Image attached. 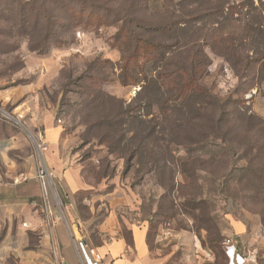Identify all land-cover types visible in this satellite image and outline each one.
I'll use <instances>...</instances> for the list:
<instances>
[{
	"label": "rangeland",
	"instance_id": "obj_1",
	"mask_svg": "<svg viewBox=\"0 0 264 264\" xmlns=\"http://www.w3.org/2000/svg\"><path fill=\"white\" fill-rule=\"evenodd\" d=\"M129 1L135 0H0V89L34 79L25 73L29 56L63 55L65 64L61 61L40 90L41 103L55 110L90 185L102 187L80 194L78 248L89 239L102 243L100 225L113 210L122 231L128 225L146 231L152 256L161 264H230L225 242L235 222L246 225L251 237H264V60L258 54L264 53V0H227L222 15L204 27L221 24L239 66L235 74L220 55L224 45L214 52L206 39L211 62L200 83L224 103V114L200 100L165 102V108L160 101L149 108L135 99L147 86L139 70L155 49L141 44L128 60L133 48L122 45L129 37L126 25L140 19L130 12ZM214 1L206 11L218 5ZM169 5L150 0L161 20ZM182 7L177 10L195 12L198 6L187 0ZM204 24L187 29L194 32ZM129 28L161 42L170 39L139 30L134 22ZM84 30L88 38L81 41L78 32ZM199 90L194 99L207 96L210 102ZM125 110L128 117L110 127L108 121ZM54 193L62 208L55 185ZM109 194L112 199H105Z\"/></svg>",
	"mask_w": 264,
	"mask_h": 264
},
{
	"label": "crops",
	"instance_id": "obj_2",
	"mask_svg": "<svg viewBox=\"0 0 264 264\" xmlns=\"http://www.w3.org/2000/svg\"><path fill=\"white\" fill-rule=\"evenodd\" d=\"M59 54L29 56L25 73L34 79L0 89V264H95L90 255L86 262L74 228L82 220L80 194L102 187L90 185L55 110L40 99V90L61 68ZM43 164L53 173L62 208L38 179ZM84 203L95 213L90 199ZM90 220L83 222L89 226ZM99 235L103 241L97 246L91 239L82 243L87 254L90 248L98 251L101 264H161L152 256L146 231L134 225L122 231L113 210L100 225ZM251 236L246 225L235 222L229 239L240 256L250 257L246 264H264V237Z\"/></svg>",
	"mask_w": 264,
	"mask_h": 264
},
{
	"label": "trees",
	"instance_id": "obj_3",
	"mask_svg": "<svg viewBox=\"0 0 264 264\" xmlns=\"http://www.w3.org/2000/svg\"><path fill=\"white\" fill-rule=\"evenodd\" d=\"M137 1L138 2H136V0L133 2L129 1V6L132 15L138 14L140 19L131 18L132 21L130 20L126 25L127 30H125V32L129 37H124L122 45L128 51L133 48V51L128 54L129 57L127 56L130 61L133 57L137 56V48L141 47V44H144L145 47H153L155 53H152L150 56L147 64L148 66L139 70L140 74L144 73L143 78L146 80L147 86L144 93L140 96L139 93L142 91L141 90L135 96V99L140 98V103H145L149 108L154 107V104H158L160 101L164 103L162 108H165L166 103L187 102L196 104V101L200 100L201 102L204 101L208 106L217 108L222 113L225 108L224 103H222L209 89L204 87L200 83V80L211 62L210 57L203 47L206 39L211 40V47L213 48L214 46L212 49L214 52L217 50V47L219 48L220 45H224L223 49L226 51L222 49L223 51H220V55L227 60L228 64L230 63L229 65L232 66L231 68L234 73L235 68L239 67L233 56L234 54H232V51H234L233 47L229 45L225 34L221 32V24L216 22L219 25L218 29L208 30L204 28L210 18L216 21L217 17L222 15L227 0H215L214 2H217L216 4L218 5L214 6L212 11H206V9L213 4V0H188L192 5L198 6L195 12H199V15L193 11L182 10L183 2H187V0H167L170 4L169 8L167 7L166 10L167 18L165 17L162 20L152 12L150 0ZM177 7L182 9L177 10ZM133 22L139 30H145L148 33L156 32L159 34H167L170 38L168 39L169 42H161L150 36L143 37L137 30L129 28ZM196 22L205 24L203 27H196L194 32L192 31L193 27H191L190 30L187 29L189 24L192 26V23ZM199 25L200 24H198V26ZM82 32L88 35L87 31L84 30ZM189 46H191L190 49H188ZM134 49H136L135 52ZM127 50L124 49V51ZM168 53L173 58H167ZM258 54L261 60H264V53L260 51ZM63 60L62 58V64H65ZM247 67L248 64L246 65V68ZM129 71V66H127L126 73H129ZM133 72H137V69H134ZM244 74L245 72L238 74V76L241 77ZM128 76L135 78L134 74ZM124 80L126 79L124 78ZM199 88L210 95V102L205 100V98L208 99L207 96L203 98V100L194 99L197 98L196 96L200 97V94H198V92H200ZM185 105H183L182 108H184ZM132 110H135V108ZM128 114L129 112L127 110L123 111L121 115L119 114L117 116V119L109 120L108 125L112 127L115 120L122 123L121 118L128 117ZM222 123L223 120L219 119L217 121L218 127H221Z\"/></svg>",
	"mask_w": 264,
	"mask_h": 264
},
{
	"label": "built area",
	"instance_id": "obj_4",
	"mask_svg": "<svg viewBox=\"0 0 264 264\" xmlns=\"http://www.w3.org/2000/svg\"><path fill=\"white\" fill-rule=\"evenodd\" d=\"M85 35L86 34L82 31L78 32V38L79 39H82ZM38 179L41 182L42 187L46 193L50 192V191L54 193V185L55 184L53 182V173L44 164L41 166V168L39 170ZM74 240L76 241V239H74ZM79 249H80L81 253L84 255L86 262H87V260L89 261L87 256L90 255L95 264H101V262L103 260L102 256L98 253V251L95 248H90L88 250V254H87L86 250H84L83 243L79 242ZM225 251L231 259L230 264H234L235 260L237 261L236 264H246V262H248V259H250L249 256L243 257L237 253V248L235 245L232 244L231 239H228L226 241Z\"/></svg>",
	"mask_w": 264,
	"mask_h": 264
},
{
	"label": "water",
	"instance_id": "obj_5",
	"mask_svg": "<svg viewBox=\"0 0 264 264\" xmlns=\"http://www.w3.org/2000/svg\"><path fill=\"white\" fill-rule=\"evenodd\" d=\"M135 93V92H134Z\"/></svg>",
	"mask_w": 264,
	"mask_h": 264
}]
</instances>
